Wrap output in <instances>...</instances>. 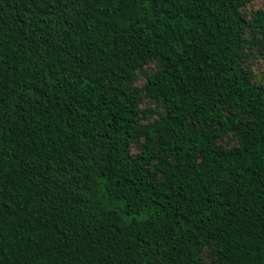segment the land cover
<instances>
[{
  "label": "trees",
  "instance_id": "trees-1",
  "mask_svg": "<svg viewBox=\"0 0 264 264\" xmlns=\"http://www.w3.org/2000/svg\"><path fill=\"white\" fill-rule=\"evenodd\" d=\"M251 1L0 0V264H264Z\"/></svg>",
  "mask_w": 264,
  "mask_h": 264
},
{
  "label": "rangeland",
  "instance_id": "rangeland-1",
  "mask_svg": "<svg viewBox=\"0 0 264 264\" xmlns=\"http://www.w3.org/2000/svg\"><path fill=\"white\" fill-rule=\"evenodd\" d=\"M264 10V0H252L243 10L242 12L247 16L248 19L252 17V15L258 11ZM246 39H248V35H246ZM242 65L248 69L252 74V79L254 82L258 84H264V55H260L257 52H253L249 59L242 63ZM159 69V65L156 62H149L145 65L144 70L138 71L137 78L133 83V87L141 90L142 87L146 83V75L150 73H154ZM143 94V93H142ZM140 109L145 111V120L143 123H147L149 121H153L161 112L162 107L160 104L151 102L148 99H143L139 105ZM152 110L153 114L149 115L146 111ZM238 141L232 137V135L224 136L220 141L219 145L224 149L231 148L236 146ZM131 153L134 155L138 153V146L136 143H132ZM213 246H209L205 248L202 252V259L205 264H209L213 258Z\"/></svg>",
  "mask_w": 264,
  "mask_h": 264
}]
</instances>
